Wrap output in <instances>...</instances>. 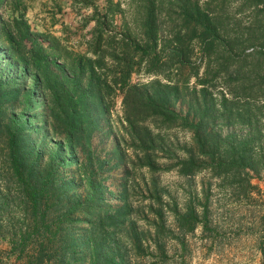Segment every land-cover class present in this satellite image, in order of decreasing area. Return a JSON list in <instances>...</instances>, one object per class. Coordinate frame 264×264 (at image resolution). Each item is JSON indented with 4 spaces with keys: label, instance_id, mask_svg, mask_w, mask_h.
<instances>
[{
    "label": "trees",
    "instance_id": "16d2710c",
    "mask_svg": "<svg viewBox=\"0 0 264 264\" xmlns=\"http://www.w3.org/2000/svg\"><path fill=\"white\" fill-rule=\"evenodd\" d=\"M216 1L219 0L201 4L197 0L189 8L178 0H139L145 15L140 29L141 38L137 40L131 34L126 37L114 29L116 12L113 7L118 8L120 4L110 6L102 13L96 0H75L77 5L93 11L96 28L88 43L91 57L87 53L67 50L58 40H53L55 44L46 48L49 36L32 33L24 16L15 21V32L4 26L5 41L18 56L28 81H32L26 106L33 98L35 100L36 95H42L46 110L45 126L62 138L57 142L56 150L48 156L45 146L30 137L31 123L27 111L10 116L5 164L14 184L27 197L24 215L32 210L35 216L16 221L20 223V231L12 240L11 253L15 255L17 264H131L117 238L119 228L127 220L113 218L108 210L104 211L103 188L98 182V174L95 171L87 174L79 160V153L83 155L91 145L98 120L111 112L118 94L123 97L122 123L131 132V139L138 142L136 149L148 158L144 166L150 173L157 170L156 163L151 162V154L157 148V137L146 126L137 130L145 123L161 130L182 127L192 131L193 146L185 148V156L177 159L174 166L181 176H195L206 170L213 177L225 180L232 174L236 177L239 171L240 175L245 174L252 187L251 173L258 172L263 165L252 154L256 136L239 140L230 134L224 136L215 126L216 120L224 116L227 125L248 121L252 126V116L244 119L245 112L234 106L237 100L234 101L233 97L240 98L239 92L225 86L230 92L221 88L217 102L212 92L214 86L209 82L210 76H232L229 67L215 68L213 60L221 58L222 50L228 54V47L237 42L241 45L251 42L252 35L243 41L237 35L230 37L226 31L228 38L223 18L210 11ZM253 3L256 7L264 6V0H254ZM178 7L182 11L183 25L180 29H169L164 25L165 16ZM183 40H187L189 45L185 46ZM195 42L201 55L199 64L193 62L186 52ZM60 60L65 64L60 65ZM188 67L191 72L184 84L169 75L172 71L179 73ZM202 67L203 74L200 73ZM142 69L154 79L147 84H133V75ZM190 77L195 78L201 88L199 91L194 89L196 95L188 102ZM84 80L86 85L83 89ZM201 94H204L203 102L198 97ZM228 95L233 97L229 99ZM177 103L188 106L185 115L176 110ZM89 156L92 162L97 160L102 167L107 163L100 158L95 160L93 154ZM68 169L70 176L65 174ZM152 183L155 188L158 186L154 180ZM82 186L87 187L85 196L76 190ZM124 201L125 207L129 208L128 201L125 198ZM50 211L54 217V211H57L58 218H48ZM96 211L100 215L96 219L76 218L79 215L92 217ZM154 212L161 217L160 210ZM196 215L191 208L184 214H177L180 226L188 225V218H196ZM197 225L198 222L193 223L188 231H194ZM155 226L159 235L158 223ZM142 241L137 237L135 247L140 249Z\"/></svg>",
    "mask_w": 264,
    "mask_h": 264
},
{
    "label": "rangeland",
    "instance_id": "374dc122",
    "mask_svg": "<svg viewBox=\"0 0 264 264\" xmlns=\"http://www.w3.org/2000/svg\"><path fill=\"white\" fill-rule=\"evenodd\" d=\"M96 1L102 13L108 7L120 4L118 8L113 7L116 12L114 29L126 37L131 34L133 39L141 38L140 29L145 13L139 0ZM178 1L190 8V4H195L197 0ZM199 1L202 4L208 0ZM222 2L223 5H220ZM253 2L219 0L211 5L210 11L218 18H223L226 36L229 34L233 38L237 35L243 41L250 34L252 36L251 42L243 45L237 42L228 47L229 55L222 50L221 58L213 60L215 68L229 67L232 76L209 77L215 97L221 88L227 92H230L229 89L239 92L240 98L228 95L229 99L233 97L234 101L237 100L234 106L245 112L244 119L245 116L246 120L252 116V126L248 121L227 125L225 116L215 123L218 132L224 136L230 134L239 140L256 136L252 154L263 165H260L258 172L251 173L252 187L245 174L240 175L239 171L236 177L232 174L225 180L213 177L206 170L195 176H181L174 166L177 159L185 156V148L193 146L192 131L182 127L161 130L145 123L138 126L137 130L148 127L157 137L156 151L151 154V162L156 163L157 170L150 173L144 166L148 158L136 149L138 142L131 139V132L122 123L124 106L121 94L114 98L111 112L98 120L88 150L83 155L79 153L80 164L85 166L87 174L94 171L98 174V182L103 188L104 211L108 210L113 218L127 220L119 228L117 238L131 264H264V6L256 7ZM181 12L178 7L175 12L167 14L164 25L169 29H180L183 25ZM22 16L32 33L49 36L46 48L49 44H55L53 40H58L67 50L87 53L89 57L92 55L88 53V43L96 28L93 11L77 5L75 0H0V264L18 263L11 253L12 240L20 231V223L16 221L35 217L32 210L24 215L27 197L14 184L5 164L10 139V116L27 111L31 123L30 137L45 146L48 156L56 150L57 142L62 139L45 126L46 110L42 95H36L35 100L33 98L34 101L26 106L27 94L33 87L32 81H28L18 56L14 55L3 36L4 26L15 32V21ZM183 42L185 46L189 45L187 40ZM187 50L192 61L199 64L201 55L197 43H192ZM27 54L30 55L29 51ZM59 64L64 65L65 61L60 60ZM203 67L201 74L204 72ZM143 70L133 75V84H147L154 79ZM190 72L188 67L179 73L172 71L169 75L176 82L184 84ZM188 79L189 102L196 95L194 89L199 91L201 87L197 86L195 78ZM82 84L84 89L86 81ZM225 86H229V89ZM198 97L204 101V94ZM219 100L217 97L216 101ZM187 107L180 103L175 106L183 115ZM248 109L252 112L248 113ZM89 154H93L95 160L100 158L107 163L102 167L97 160L92 162ZM69 171H65L66 176L71 175ZM153 180L158 184L156 188ZM76 190L83 196L87 193L86 186ZM124 198L129 208L125 207ZM5 201L9 204L6 205ZM188 208L197 215L196 218H188L190 223H185L182 228L177 214H184ZM119 210L121 212L116 213ZM154 210H160L161 217ZM54 212L55 217L50 211L48 218H58L59 213ZM93 214L92 217L79 215L76 218L84 220L100 216L98 211ZM37 215L42 216L41 213ZM195 222L198 225L189 232ZM156 223L159 235L156 234ZM137 237L143 240L140 249L134 245Z\"/></svg>",
    "mask_w": 264,
    "mask_h": 264
}]
</instances>
